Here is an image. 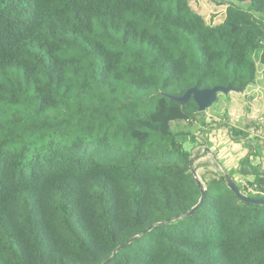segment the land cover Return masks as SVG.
<instances>
[{
    "label": "trees",
    "instance_id": "16d2710c",
    "mask_svg": "<svg viewBox=\"0 0 264 264\" xmlns=\"http://www.w3.org/2000/svg\"><path fill=\"white\" fill-rule=\"evenodd\" d=\"M189 2L0 0V264H102L180 215L110 264H264V206L222 174L184 216L200 198L185 144L202 113L170 99L256 83L264 0H228L216 26ZM229 131L255 153L228 175L253 176V193L234 182L264 200L250 164L264 141Z\"/></svg>",
    "mask_w": 264,
    "mask_h": 264
},
{
    "label": "rangeland",
    "instance_id": "374dc122",
    "mask_svg": "<svg viewBox=\"0 0 264 264\" xmlns=\"http://www.w3.org/2000/svg\"><path fill=\"white\" fill-rule=\"evenodd\" d=\"M227 3L228 0H190L189 5L194 12L203 18L206 25L216 26L224 20ZM246 4L241 5V7L246 8ZM254 17L264 20V17L258 14H254ZM256 65L258 73L261 72L260 65ZM258 73L257 75H259ZM258 80V87L256 84L253 87H248L247 93L244 90L240 93L218 94L212 106L197 117L196 123L192 127H189L188 130L191 132V137L195 138V143L187 142L185 148L192 155L191 160L195 175L202 186L204 185V178L208 179L222 174L221 170L225 168L224 165L226 164L222 149L229 148L231 143H247V141L241 140L235 142L230 135L229 128L247 131L248 134L252 131L253 136L248 140L254 143L256 140L264 141V135L261 133L264 127V77ZM171 126L173 130L187 129L186 123L182 122L174 123ZM219 130L225 133L224 137H227L224 141L219 140L220 133L217 132ZM258 131H260L259 137L254 138V134H257ZM245 170L250 173L246 168ZM237 175H233L234 181L247 188L246 192L253 193L254 188L249 186L253 177L250 175L239 177Z\"/></svg>",
    "mask_w": 264,
    "mask_h": 264
},
{
    "label": "water",
    "instance_id": "95a60500",
    "mask_svg": "<svg viewBox=\"0 0 264 264\" xmlns=\"http://www.w3.org/2000/svg\"><path fill=\"white\" fill-rule=\"evenodd\" d=\"M230 92L240 93L241 91L232 88L230 85H228L227 87L215 86L211 89H202V90H199L196 87H194V88L187 90L183 96H181V97H170V99L178 102L181 105L185 104L189 99H192L197 106L198 112L204 113L215 102L218 94H228ZM206 151L208 152V150H206ZM214 159L216 160L215 157H214ZM221 172H222V176L224 178V181L226 183L227 188L231 192H233L237 198H239L240 200H242L246 203L264 206V200H254L250 197L243 195L240 192V190L238 189L234 180L228 175V173L224 169H222ZM192 175H193V178L195 180L197 188L200 190V198H199L198 203L184 215L185 217L192 216L202 206L203 201L205 199V194H206V190L202 187V183L196 177L195 172H192ZM182 217L183 216L180 215V216L175 217L169 221L153 224L152 226L145 229L140 235L134 236V237L130 238L128 241H126L125 243L118 246L115 250H113L111 256L107 260H105L102 264H110V262L113 260L116 253H118L123 248L127 247L128 245L132 244L136 240L142 238L145 234L151 232L155 227L168 224L169 222H173L176 219H181Z\"/></svg>",
    "mask_w": 264,
    "mask_h": 264
},
{
    "label": "crops",
    "instance_id": "0c3cea01",
    "mask_svg": "<svg viewBox=\"0 0 264 264\" xmlns=\"http://www.w3.org/2000/svg\"><path fill=\"white\" fill-rule=\"evenodd\" d=\"M258 74L259 75H257L258 78H257L256 83H255L256 85L259 82L258 79H262V77H264V69L262 68L261 72H259ZM255 84L252 85V87L255 86ZM257 87H258V85H257ZM248 89L245 90V93H247ZM217 132L220 133L219 140L221 139V140L224 141V139H227V137H224L225 133H223V131L221 132V130H219ZM250 133H249V138L251 139L252 136H253L252 135L253 132L251 131ZM261 133H262V135H264V127L262 128ZM259 134H260V131H258L257 134H254L255 135L254 138L259 137L258 136ZM259 141H262V140H259ZM260 144H262V143H260ZM249 145H250V143L248 141H247L246 144H244V143H240V144L239 143H231L229 148L222 149L223 159H225V163H226L224 165L225 166L224 169L227 172H229V171H234V172L237 171V169L240 168V161L243 160L244 158H246L248 155H250V154L252 155V154L255 153V150L251 151ZM259 151L261 153V155L259 157L253 159V157L250 156V164L253 167L256 166L258 168V170L260 171V173L262 174V173H264V145H261ZM247 170L250 171L249 169H247ZM237 176L240 177V175H237ZM252 181H253V179H252ZM248 182H250V180H248Z\"/></svg>",
    "mask_w": 264,
    "mask_h": 264
}]
</instances>
